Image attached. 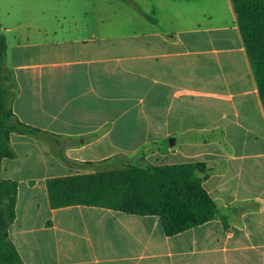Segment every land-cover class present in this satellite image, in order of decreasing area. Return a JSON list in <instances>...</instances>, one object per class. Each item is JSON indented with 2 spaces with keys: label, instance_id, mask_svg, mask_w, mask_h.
Returning a JSON list of instances; mask_svg holds the SVG:
<instances>
[{
  "label": "crops",
  "instance_id": "1",
  "mask_svg": "<svg viewBox=\"0 0 264 264\" xmlns=\"http://www.w3.org/2000/svg\"><path fill=\"white\" fill-rule=\"evenodd\" d=\"M46 1L0 0L10 108L47 133L11 134L14 158L1 162V178L18 184L8 237L24 264H264V111L231 0H91L73 11ZM19 145L37 151L30 168L56 173L16 179L28 168ZM138 158L204 164L217 218L167 237L158 217L49 209L46 179ZM41 206L49 217L37 220Z\"/></svg>",
  "mask_w": 264,
  "mask_h": 264
},
{
  "label": "trees",
  "instance_id": "2",
  "mask_svg": "<svg viewBox=\"0 0 264 264\" xmlns=\"http://www.w3.org/2000/svg\"><path fill=\"white\" fill-rule=\"evenodd\" d=\"M231 3L264 111V1ZM6 53V39L0 28V171L2 160L14 158L11 134L38 139L47 135L13 114L10 101L14 93L7 84ZM206 178L207 168L202 163L128 165L121 170L48 178L45 188L50 210L82 206L158 217L164 235L173 237L217 218L219 210L202 186ZM17 191V182L0 176V264H24L8 237V228L16 217ZM221 220L225 222L226 218Z\"/></svg>",
  "mask_w": 264,
  "mask_h": 264
},
{
  "label": "rangeland",
  "instance_id": "3",
  "mask_svg": "<svg viewBox=\"0 0 264 264\" xmlns=\"http://www.w3.org/2000/svg\"><path fill=\"white\" fill-rule=\"evenodd\" d=\"M8 1V4L11 3V0H7ZM83 4L84 5V9L90 7V4H91V0H47L45 2V6H46V9L49 10V11H73V10H79L80 8L79 7H74L73 5H77V4ZM25 8V7H24ZM67 20L69 21H72L73 19L72 18H68ZM34 146V145H33ZM33 146H29L28 148L25 147L24 145L22 146H16L14 149L17 150V154H21L22 157L26 155H28V160L26 161V165H28V168H24L22 169L19 173H17V178L16 179H21V178H26V177H32L33 175L35 176L36 179H40L42 176H44L46 173L47 174H53V173H56V171H45L42 166L41 167H36L35 169H32L29 167V165L31 164L30 161H33L36 160V152L34 149H31L30 147L33 148ZM131 148V147H130ZM31 149V150H30ZM140 159V158H138ZM147 163L144 161V160H136V159H133V160H120V161H117L115 159L113 160H108V161H102V162H99V163H95V165L89 169L91 173H94V172H101V171H111V170H121V169H124L126 168V166L128 165H146ZM56 170V169H55ZM29 191L28 188H25V187H21L20 188V192L21 195H20V199H19V209L22 205V201L25 199L24 198V194ZM34 192L35 193H38V197L41 198L42 195H44L45 197V192L44 190L42 189V184L40 183L38 187H36L34 189ZM49 210L48 208H45L44 206H41V209L39 210L38 214H37V220H41L43 218H48L49 217ZM60 218V216H59ZM40 223V221H38ZM50 224V219H48V222H47V225ZM67 228H66V231L68 232H72V233H75L77 235H79L80 233H83L81 234L82 237H83V242L82 244H87V242L85 241V236H84V232L82 231V229L80 230H77L78 228V223L76 222H71V223H67ZM60 236V234H59ZM75 237V236H74ZM62 239H64L63 243L62 244H65L66 241L67 244H70L71 247L73 248L74 252L75 253H78L79 251V243L75 240V238L73 237H70L69 235H65L63 236L62 235ZM94 239V238H93ZM94 244H98V242L94 241ZM100 244V250L101 252L104 251V241L103 240H100L99 242ZM89 255L86 256V258L88 257Z\"/></svg>",
  "mask_w": 264,
  "mask_h": 264
}]
</instances>
